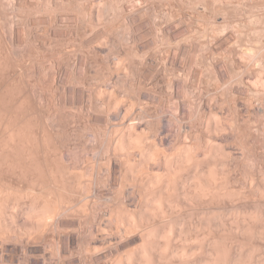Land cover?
I'll list each match as a JSON object with an SVG mask.
<instances>
[{
    "label": "rangeland",
    "instance_id": "1",
    "mask_svg": "<svg viewBox=\"0 0 264 264\" xmlns=\"http://www.w3.org/2000/svg\"><path fill=\"white\" fill-rule=\"evenodd\" d=\"M210 257L264 264V0H0V264Z\"/></svg>",
    "mask_w": 264,
    "mask_h": 264
},
{
    "label": "bare ground",
    "instance_id": "2",
    "mask_svg": "<svg viewBox=\"0 0 264 264\" xmlns=\"http://www.w3.org/2000/svg\"><path fill=\"white\" fill-rule=\"evenodd\" d=\"M99 10H100V9H99ZM127 10H128V9H127ZM129 10H130V9H129ZM101 11H102V12H105V11L103 10V7H102V10H101ZM102 12H99V14H101V15H100L101 17H103V16L105 15V13L103 14ZM130 16H133V15L131 14ZM101 17H100L99 19H101ZM105 17H106V16H104V18H105ZM131 18H133V17H131ZM134 18H135V17H134ZM138 18H139V17H138V15H137V19H138ZM99 19H98V21H99ZM137 19H136V22H137ZM129 20H130V19H129ZM101 21H102V20H101ZM134 21H135V20H134ZM130 22H131V20H130ZM136 22H135V23H136ZM132 23H133V21H132ZM129 25H130V24H129ZM131 25L133 26V24H131ZM134 26H135V25H134ZM134 26H133V27H134ZM137 26H138V25L136 24V28H137ZM130 27H131V26H130ZM138 27H139V26H138ZM171 27H172V26H171ZM168 29H169V28H168ZM168 31H169V33H170L171 35H172V33H173V35H175V33L177 34V32H174V31H175V27L170 28V30H168ZM172 31H173V32H172ZM166 32H167V31H166ZM171 32H172V33H171ZM107 33H108V31H107ZM169 36H170V35H169ZM175 36H176V35H175ZM170 38H172V37L170 36ZM216 67H217V66H216ZM218 67H219V66H218ZM218 67H217V68H218ZM220 70H221V69H220ZM219 75H220L222 78L225 77V76H224V73H223L222 71H219ZM124 146H125V144H124ZM145 154H146V153H145ZM145 154H144V155H145ZM192 175H193V174H192ZM197 175H200V176H201V175H203V173H201V171H200V174H199V172H197ZM190 178H191V176H190ZM197 178L200 180V177H199V176H198ZM194 179H195V176H194ZM199 180H197V182H198ZM197 182H196V184H197ZM199 182H200V181H199ZM194 186H195V185H194ZM197 186H198V184H197ZM197 186H196V187H197ZM200 186H201V185H200ZM200 186H199V187H200ZM194 188H195V187H194ZM202 189H203V188H201L200 190H202ZM196 190H198V189H196ZM196 190H194V191H196ZM200 190L196 191L195 193L198 194V192H199ZM192 191H193V190H192ZM204 191H205V190H204ZM187 192H188V191H187ZM195 193H194V196H195ZM200 193H201V192H200ZM200 193H199L198 195H200ZM188 194H189V193H188ZM188 194H187V195H188ZM202 194L204 195L205 193H203V191H202ZM189 195H190V194H189ZM189 195H188V196H189ZM192 195H193V194H192ZM154 196H155V195H154ZM200 196H201V195H200ZM200 196H199V197H200ZM189 197H190V196H189ZM192 197H193V196H192ZM195 197L197 198L198 196H195ZM201 197H202V196H201ZM155 198H156V196H155ZM155 198H154V199H155ZM154 199H153V200H154ZM157 199H158V198H157ZM157 199H156V200H157ZM193 199H194V198H193ZM197 199H199V198H197ZM157 201H159V200H157ZM31 207H33V206H30V208H31ZM30 208H29V209H30ZM35 208L37 209V207L34 206V209H35ZM34 209L31 208L30 211H32L33 214H37V213H38V209H37V211L35 210L36 212H34ZM25 211H26V214H27L29 210L27 211V209H26ZM30 211H29V213H28L27 215L31 214ZM33 214H31V215H33ZM37 215H38V214H37ZM29 216H30V215H29ZM29 216H28V217H29ZM38 216H41V215H38ZM38 216H36V217H38ZM34 217H35V215H34ZM34 217L32 218V216H30V217L28 218L30 221H29V220H28V221L31 223V222L36 218V217H35V218H34ZM31 218H32V219H31ZM38 218H39V217H38ZM39 219H40V218H39ZM39 219L36 218L35 221H36V222H39V221H40ZM37 220H38V221H37ZM33 222H34V221H33ZM40 222H41V221H40ZM40 222H39V223H40ZM39 223H37V225H38L37 227L40 226ZM127 223H129V222L127 221ZM31 224H34V223H31ZM30 226H31V225H30ZM33 226H34V225H33ZM33 226H32V227H33ZM129 226H130V225H129ZM133 226H134V225H133ZM34 227H36V225H35ZM127 228H129V227H127ZM127 230H129V229H127ZM124 231H125V230H124ZM124 231H123V232H124ZM17 238H19V237H17ZM78 238H79V237H78ZM23 239H24V238H23ZM65 240H66V238H65ZM142 240L145 241L144 239H142ZM79 241H80V240H79ZM66 242H68L70 245L72 244V245L75 246L76 242H78V241H77V237H75V236H73V235H70V236L67 237ZM66 242H65V243H66ZM145 243H146V242H144V244H145ZM66 244H67V243H66ZM147 244H148V243H147ZM147 244H145V245L147 246ZM159 244H160V243H159ZM145 245L143 246V247L145 248V249L143 248L144 251L141 249L142 254H143V252H144L143 256L146 255V253L148 252L147 250L149 249V247H145ZM161 245H162V243H161ZM66 246H67V245H66ZM148 246H149V245H148ZM155 246H156V245H155ZM158 246H159V245H158ZM28 247L30 248V246H28ZM32 247H33V246H32ZM34 247H36V246H34ZM161 247H163V246H161ZM13 248H14V251H15V252H17V251L20 249V248L18 249L16 246H14ZM67 248H68V247H67ZM152 248H153V247H151V249H152ZM26 249H27V248H26ZM38 249H39V248H38ZM40 249H41V248H40ZM64 249H65V247H64ZM163 249H164V251L166 252V248H163ZM176 249L178 250L179 248H176ZM184 249H185V248H184ZM211 249H212V247L210 248V250H211ZM30 250H31V248H30ZM67 250H68V249H67ZM67 250H66V251H67ZM145 250H146V253H145ZM161 250H162V248H161ZM161 250H159L160 253H161ZM177 250L174 249V251H176L175 253H177L178 255H174L175 253H173V252H172L173 255H172V254H171V255H172V256H176V257H178V256L181 254V251H182V250H181V248H180L181 251H177ZM187 250H189V249H187ZM215 250H216V249H215ZM215 250H214V251H215ZM236 250H237V249H236ZM31 251H32V250H31ZM141 251H140V252H141ZM149 251H150V250H149ZM190 251H191V250H190ZM208 251H209V250H208ZM214 251H211V252L214 253ZM37 252H38V251H37ZM62 252H64V251L62 250ZM140 252H139V253H140ZM165 252H163L162 254L164 255ZM178 252H180V254H179ZM185 252H186V253H184V251H183L184 256H185V254H187V251H185ZM215 252L219 254V252H217V251H215ZM66 253H67V252H66ZM160 253H157V254H160ZM189 253H190V252H189ZM189 253H188V254H189ZM213 253H212V255H213ZM237 253H238V252H237ZM237 253H236V254H237ZM240 253H241V252H240ZM147 254H148V253H147ZM183 254H182V255H183ZM188 254H187V256L189 257L190 255H188ZM209 254H211V253H208V255H209ZM218 254H216V255H218ZM136 255H138V254H136ZM148 255H149V254H148ZM150 255H151V254H150ZM182 255H180V256H182ZM191 255H192V254H191ZM234 255H235V254H234ZM234 255H233V256H234ZM239 255H241V254H238V256H239ZM129 256H130V255H129ZM159 256H160V255H159ZM161 256H162V255H161ZM180 256H179V257H180ZM213 256H215V255H213ZM233 256H232L231 258H234ZM236 256H237V255H236ZM241 256H242V255H241ZM241 256H239L240 259H241ZM243 256H244V255H243ZM132 257H134V255H133ZM132 257H131V256L128 257V263L131 262L129 259H131ZM139 257H140V255L138 256V258H139ZM141 257H142V256H141ZM141 257H140V258H141ZM144 257H146V256H144ZM144 257H143V258H144ZM179 257H178V258H179ZM185 257H186V256H185ZM208 257H209V256H208ZM217 257H219V256H217ZM140 258H139V259H140ZM146 258H148V256H147ZM180 258H181V257H180ZM180 258H179V259H180ZM204 258H206V257H204ZM210 258H211L210 260H211L212 264H215V263L217 262V261H216L217 258L214 257V258H215V263L213 262V258H212V257H210ZM126 259H127V256H126ZM126 259H125V261H126ZM132 259H133V258H132ZM135 259L137 260V258H135ZM135 259H134V260H135ZM141 259H142V258H141ZM141 259H140V260H141ZM190 259H191V258H190ZM190 259L188 260V258H187L186 261L183 260V259H182V260L185 261V262H187V260H188V261H191ZM237 259H238V261H240V259L237 258V257H236V260H235V261H237ZM242 259H243V258H242ZM142 260L145 261V259H142ZM177 260H178V259H177ZM202 260H203V259H202ZM202 260H201V261H202ZM210 260H209V261H210ZM217 260H218V259H217ZM121 261H123V259H122ZM121 261L118 262V264H121V263H122ZM137 261H139V260H137ZM146 261H147V259H146ZM178 261H180V260H178ZM201 261H199V262L201 263ZM203 261H204V260H203ZM203 261H202V263H204ZM205 261H206V260H205ZM209 261H208V259H207V261H206L205 263H208ZM218 261H219V260H218ZM221 261H222V260H221ZM230 261H231V260H230ZM244 261H245V260H244ZM139 262H140V261H139ZM192 262H193V261H192ZM223 262H225V264H226V261H223ZM223 262H222V263H223ZM233 262H234V261H233ZM124 263H127V261L124 262ZM147 263H148V262H147ZM179 263H180V262H179ZM181 263L183 264L184 262L181 261ZM181 263H180V264H181ZM200 263L197 262L196 264H200ZM205 263H204V264H205ZM218 263H219V262H218ZM235 263H236V262H235ZM247 263H248V262L245 261L244 264H247ZM251 263H252V262L250 261V264H251ZM253 263H255V262H253ZM253 263H252V264H253ZM142 264H146V263L144 262V263H142ZM184 264H186V263H184ZM192 264H193V263H192ZM194 264H195V263H194ZM210 264H211V263H210ZM230 264H232V262H230ZM233 264H234V263H233ZM236 264H238V262H237ZM239 264H242V263L239 262ZM257 264H259V263H257Z\"/></svg>",
    "mask_w": 264,
    "mask_h": 264
}]
</instances>
